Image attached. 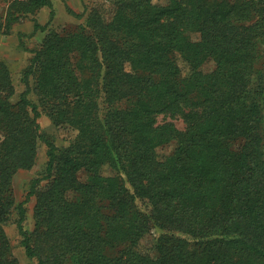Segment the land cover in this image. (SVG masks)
Instances as JSON below:
<instances>
[{
    "label": "trees",
    "instance_id": "1",
    "mask_svg": "<svg viewBox=\"0 0 264 264\" xmlns=\"http://www.w3.org/2000/svg\"><path fill=\"white\" fill-rule=\"evenodd\" d=\"M111 3L30 49L18 101L0 57V264H20L5 229L13 211L37 264H264V0ZM44 7L49 22L34 30L45 31L53 0H11L0 29ZM31 92L66 143L42 130ZM40 142L44 174L16 204L14 177Z\"/></svg>",
    "mask_w": 264,
    "mask_h": 264
},
{
    "label": "rangeland",
    "instance_id": "2",
    "mask_svg": "<svg viewBox=\"0 0 264 264\" xmlns=\"http://www.w3.org/2000/svg\"><path fill=\"white\" fill-rule=\"evenodd\" d=\"M11 0H0V24L4 23L6 12L8 9L9 2ZM55 17L49 23L47 30L42 31L34 30V20H38L41 24H47L50 19L51 9L44 7L39 10L34 15H30L27 18L22 19L19 23L13 25L12 32L6 34L0 29V57L5 60L11 70L12 80L15 87L14 101H18L20 94L26 89L24 82V73L30 65L31 58L34 53L31 50L38 48L42 40L46 36L49 30H57L60 32L73 31L80 26L87 25L88 14L93 8H101L103 11H109L112 3L111 0H53ZM68 7L74 10L76 13H84L83 18H78L72 15L68 11ZM19 34H22V39L25 46L28 49H24L21 46ZM193 38H198V34H192ZM264 52V47H263ZM260 67L263 65V61L259 64ZM213 62H208L204 66V70L209 71L214 68ZM31 84H34V79L31 78ZM29 99L40 106L42 110V116L40 118V123L42 130L52 137H54L58 144L66 143V138H68V132L57 128L50 117L43 110L44 104L41 102L40 96L35 92L29 94ZM45 109V108H44ZM165 120L173 121L180 130L186 129V123L181 118L173 119L170 117H165L164 115L159 116V122ZM175 148V143H170L167 145L160 146L157 149V155L159 158H164L168 154L172 153ZM47 162V147L44 143H39L38 156L36 164L30 170L19 171L13 181L14 195L16 204L22 202L27 193L30 190L31 183L35 178L41 177L44 174L45 166ZM42 183V185H44ZM36 202V197L26 205L27 207V220L25 225L27 229H33L34 218L33 210ZM18 220L17 211H13L11 219L6 224L5 229L13 245V251L15 256L19 259L20 264H37L35 259H30L25 254V249L21 243L22 236L19 233L16 221ZM153 236H148L143 241V246L145 250L153 252L154 242Z\"/></svg>",
    "mask_w": 264,
    "mask_h": 264
}]
</instances>
